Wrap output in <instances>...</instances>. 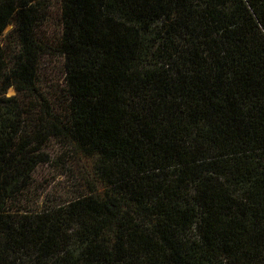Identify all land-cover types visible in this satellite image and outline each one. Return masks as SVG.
Wrapping results in <instances>:
<instances>
[{"label":"trees","instance_id":"obj_1","mask_svg":"<svg viewBox=\"0 0 264 264\" xmlns=\"http://www.w3.org/2000/svg\"><path fill=\"white\" fill-rule=\"evenodd\" d=\"M0 264H264V0H0Z\"/></svg>","mask_w":264,"mask_h":264},{"label":"rangeland","instance_id":"obj_2","mask_svg":"<svg viewBox=\"0 0 264 264\" xmlns=\"http://www.w3.org/2000/svg\"><path fill=\"white\" fill-rule=\"evenodd\" d=\"M53 23H56V21H53ZM56 24H53L51 26V29H56ZM10 30V27L6 28V32ZM45 78H43L44 85L46 87V90L50 95H53L55 90L58 89L61 83V72H60V66L56 63L55 60L47 59L45 60ZM55 89V90H54ZM14 94L13 89H9L7 91V96H12ZM53 152L51 151V154L58 153V144H53ZM77 163H75L74 167L63 169L61 173H59L57 170H49L47 172V169L43 171L44 178L47 182H49L50 186L48 184H44L43 186L46 187L45 191H47V194L49 192L58 193L56 195L53 194V196H60L58 198H62L64 196H68L67 198H70V196H73L76 194V192H79V189H87V184H85L84 179H86V173L83 172L82 167L87 166V163H85V159L81 158V161H79V158L75 159ZM56 172H58L57 175ZM63 173V174H62ZM61 174V175H60ZM56 178L55 180H52L53 178ZM88 178V177H87ZM52 180V181H51ZM51 199V197L49 198Z\"/></svg>","mask_w":264,"mask_h":264}]
</instances>
